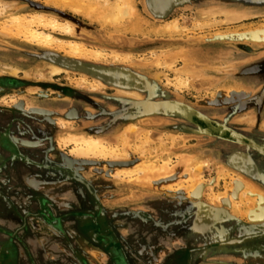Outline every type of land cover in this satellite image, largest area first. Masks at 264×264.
I'll use <instances>...</instances> for the list:
<instances>
[{
	"label": "rangeland",
	"instance_id": "374dc122",
	"mask_svg": "<svg viewBox=\"0 0 264 264\" xmlns=\"http://www.w3.org/2000/svg\"><path fill=\"white\" fill-rule=\"evenodd\" d=\"M1 1L6 4V10L0 15V21L11 14L32 12H42L68 21L72 26L68 39L105 52L132 56L127 63L90 62L129 66L149 80L150 90L136 92V95L103 84L101 89H90L84 87V84H79L80 87L75 82L80 77L89 81L95 79L55 64L50 59L55 54L67 56L29 45L0 31V114L6 111L31 119L33 117L35 120L36 117H31V114L36 113L52 127L54 139L59 142L69 134L92 135L100 137L104 143L118 145L123 152L121 157L83 158L71 154V146L61 148L56 145L61 155L65 156L58 160V165L63 169L61 171L73 178L85 179V182L75 179L78 184L96 193L104 178V187L109 192L114 188L123 190L118 193L120 204L116 207H108L109 202L115 199L113 196L104 198L107 221L118 216L129 218L130 212H141L138 209L130 210L129 206L136 207L137 204L141 206L145 203L146 198L139 197L137 201L135 196L140 193L139 190L147 189L153 191V195L148 198L149 203L160 201L159 195L162 194L165 202L175 209L179 207L192 211L196 205L201 204L228 209L231 207L230 201L249 199V202L245 200L244 205H238L240 212L241 209L249 211L251 223L258 220L259 214L264 215V8L259 11L255 10L257 8H246L247 12L252 13L251 16L237 22H225V11L241 13L246 10H242L237 4L197 0L193 6L176 8L167 18L157 19L148 12L144 0H136L140 30L131 31L126 25L116 30L114 27L101 26L98 22H89L67 9L46 5L42 0ZM173 19H178L186 27V34L164 37L151 32L159 23ZM192 20L214 22L210 27L200 28L193 26ZM51 66L63 70L50 76ZM176 75L186 76V88L179 90L174 87ZM14 82H21L23 86H7V83L14 85ZM63 88L78 92L87 101H78L79 104L77 100L69 99L63 93ZM186 106L202 116L206 115L239 129L248 143L221 136L213 137L210 133L202 132L203 130L199 134H187L179 130L177 125L184 121L176 113L184 110L193 115ZM134 108L136 109L133 110ZM107 110L113 116L110 124L104 125V121L98 120V116ZM123 110H132V113L116 123L114 114L120 112L119 115H123ZM68 113L73 115L66 116ZM2 134L0 133V168H11V162L19 161L32 166L36 158L47 160L50 156H43L29 133L8 129L5 141L1 138ZM143 135L147 136L141 147L151 148L152 151L151 154L141 156L130 148ZM121 138L127 141L123 146L119 144ZM228 141L235 144L233 147L243 148L241 153L235 151L229 155ZM163 146L166 148L163 149ZM65 151L69 152L64 154ZM170 158L175 159V162L167 165L168 167L161 165L163 159ZM117 161L135 163L133 168H142L149 162L156 168H146L147 171L145 169L136 177L118 179L112 174L124 168L116 167L114 163ZM255 161L261 163V174L253 178L250 171L254 168ZM191 172L196 185L190 195L170 188L182 183ZM173 176L177 180L171 182L165 179ZM225 184L228 185L226 188ZM209 189L219 191L223 196L218 200L210 199ZM237 189L239 196L234 199L233 194ZM94 200L97 205V199ZM92 210L94 208L86 213L91 221L93 215L97 214V210ZM168 252L165 253L162 264L171 262L167 258H171L172 253Z\"/></svg>",
	"mask_w": 264,
	"mask_h": 264
},
{
	"label": "crops",
	"instance_id": "0c3cea01",
	"mask_svg": "<svg viewBox=\"0 0 264 264\" xmlns=\"http://www.w3.org/2000/svg\"><path fill=\"white\" fill-rule=\"evenodd\" d=\"M11 164V168H0V264H118L114 249L106 248L111 241L120 245L119 253L128 264H162L165 253H159V248L182 244L170 234L171 230L175 234L172 227L157 229L132 216L107 225L100 215L89 220L86 213L92 208L93 212L105 211L106 196L115 198L108 207L120 204L118 193L123 190L109 192L104 178L96 194L61 172L38 169L24 161ZM139 191L136 199L147 200L141 206L129 207L146 212L153 191ZM159 196L158 202L163 203L165 196ZM42 212L51 216L47 218ZM106 227L109 236L104 232Z\"/></svg>",
	"mask_w": 264,
	"mask_h": 264
},
{
	"label": "flooded vegetation",
	"instance_id": "af4514ba",
	"mask_svg": "<svg viewBox=\"0 0 264 264\" xmlns=\"http://www.w3.org/2000/svg\"><path fill=\"white\" fill-rule=\"evenodd\" d=\"M7 84H9L7 85L9 87L23 86L21 82H14V85H10V83ZM62 91L65 96L69 97L71 100L74 99L82 103L87 101V98L83 95L69 88H63ZM109 93H111V91ZM78 103L80 104V102ZM135 109L136 108L133 110ZM119 113L120 112L114 114V121L116 123L128 117L132 113V110H123V115H119ZM176 114L184 121L182 124L177 125V128L183 130L187 134H199L201 130L208 128L203 120L198 119L184 110ZM72 115L73 114L68 113L66 116ZM32 116L36 117L35 120ZM112 116L113 115L107 110L103 114L100 113L98 120L104 121V125H109ZM31 117L32 119L23 117L17 113L13 114L3 111L0 114V133H3L1 136L3 141L6 139L5 132L8 129H15L23 134L29 133V135L34 138L33 140L36 146L42 151L43 156L50 155L47 157V160H43L41 157L36 158V161L33 162V164H35L34 167L38 169H48L50 172H61L66 178H73L70 174L62 172L63 169L58 165V163H60L58 160L65 156L61 155L60 151L57 149V147L60 146L57 144L58 141L54 139L55 132L52 127L36 113L31 114ZM202 117L212 123L217 122L242 137H245L237 128L218 122L206 115ZM209 131L213 137L221 136L220 132L216 129ZM221 137L227 138L225 135ZM227 145V153H229V155H232L235 151V153H241L243 150V148L239 146H237V148L233 147L232 145L235 144H232L230 141L227 142ZM68 152L65 151L64 154ZM260 169L261 163L255 161V166L250 171L251 176L253 178L259 176L261 174ZM75 179L81 178H73L74 181H76ZM90 190L91 189H89V191ZM238 213L240 215L236 214L232 207L227 209L211 204L196 205L192 211H187L186 209L182 210L179 207L175 209V207L172 208L170 204L166 203L164 200L163 203H149V205L147 204L146 206V212H130V216L134 219H138L140 222H149L150 225H153L157 229H170V227H172L175 230V234H172V230L170 234L173 238H178L183 245H164L159 248L160 250L158 249L160 251L159 253L162 254L168 251L174 254L170 258L171 262L169 264H264V215L259 214L258 220L251 223L248 218V211L245 212L244 209H242V212L239 211ZM97 215L98 217L100 215V219L105 222L106 225L108 222H115L117 219L122 220L125 218L118 216L112 221H107L106 211L101 210L93 215V221L97 220ZM104 232H107L108 236L111 234L108 227L105 228ZM116 245L117 246H115V244L113 245L111 241L108 246L106 245V248L114 249L116 257H119L118 264H128L125 256L119 253L121 249L120 245L117 242Z\"/></svg>",
	"mask_w": 264,
	"mask_h": 264
},
{
	"label": "bare ground",
	"instance_id": "6f19581e",
	"mask_svg": "<svg viewBox=\"0 0 264 264\" xmlns=\"http://www.w3.org/2000/svg\"><path fill=\"white\" fill-rule=\"evenodd\" d=\"M42 1L46 5L48 4L56 8L67 9L68 11L72 12L74 15H77V16L85 18L86 20H89V22H98L99 25L101 24V26L114 27V29L118 30L121 27H123V25H126V27L130 28L131 31L140 30L139 29L140 28L139 27L140 26L139 11L136 6L137 4L136 0H112V1H109V0H42ZM173 1L174 0H155L156 8L164 11L166 8L169 7V5H171ZM213 1H216V0H213ZM217 1L221 2L223 0H217ZM258 1L259 0H232V3L237 4V5L248 4V5H251V7L254 5V7L257 8L255 10L259 11L260 9L259 6L261 5L262 2L258 3ZM223 2L225 4L231 3L230 0H224ZM241 9L246 10V12L241 11V13H239L240 11L238 12V11H233V10L225 11V22H237L241 20L242 18H247L251 16L252 13L247 12L248 9L243 8V7H241ZM5 10H6V4L0 0V15H2L5 12ZM212 13H215V12H212ZM212 22L214 21L211 20V21L200 22L197 20H192L191 23L195 27L199 26L200 28H203L205 26L210 27V24H212ZM185 29L186 27L182 26L178 19H173V20L165 21L164 23H159L157 25V28L153 29L151 32L157 33L160 36H164V37H173L174 35L179 36V35L186 34L184 33ZM71 30H72V26L68 21L61 20L52 15H46L42 12H32V13H26V14H21V13L11 14L5 20L0 21V31L3 32L4 34L12 38L18 39L20 41H23L24 43H27L32 46L54 50L56 52L64 54L65 56L69 58L83 59V60H89V61H94V62H114V63H118V62L127 63L131 61L132 56L129 54H119L113 51L105 52V51H102V50H99L93 47L86 46L85 44L80 43L78 41L68 39L67 37H69V35L71 34ZM141 59L145 60L144 58H141ZM62 70L63 69L57 66H51L49 69V75L52 76V75L61 73ZM185 77L176 75V77H174L175 81H173L175 82L173 84L174 87L179 90L186 88L187 86H186ZM75 82L76 84L78 85L80 84L81 86L84 84V87H89L90 89H101L102 88V83L99 80L89 81L84 77H80ZM123 92H126L131 95L137 94L134 91H123ZM205 123L208 126L207 128L208 130L216 129L217 131H219L222 135H225L226 137H234L238 139L239 141H244V140L246 141L244 137L238 135L237 133H235L234 131H232L231 129L223 125H218V124L215 125V123H212L209 120H206ZM146 136L147 135H143L141 138L137 136L139 138L138 143L136 142L134 144L133 143L131 144L130 149H132L134 153H138L140 155L141 154L142 155L151 154V151H152L151 148L143 149L141 147V144L144 143V141L146 140ZM125 142L127 141L121 138L119 144L120 145L122 144L123 146L125 145L124 144ZM59 143H60L59 146H61V148H64L66 146H71L70 153L75 154L79 157H83V158L106 159V158L113 157V156L121 157V155L123 154V152L121 151L118 145L107 144L108 142L104 143V141H102L100 137L92 136V135L69 134L63 137L61 139V142ZM157 148H162V146H157ZM165 148L166 147L163 146V149ZM153 151H154V148H153ZM149 162L146 163L147 165H143L142 168H133V169L124 168L112 175L114 178H118V179L132 178L134 176L136 177L141 172H144L146 168L152 169V170L156 168L155 165L152 166V164L150 165L151 162L150 163ZM174 162H175V159H171V158L168 160L163 159L161 165L164 164L167 166ZM147 169L145 171H147ZM187 171H190V169ZM219 177L222 178L221 176ZM220 178L218 179L220 180ZM237 179L241 181L240 177H238ZM195 183L196 182H195L194 175L191 172L189 176H187V178L182 183L175 184L173 187H170V188L173 191H180L182 193H185V195H190L191 194L190 192L193 190L194 186L196 185ZM242 184H244V182ZM227 186L228 185L225 184L224 188H226ZM222 194L223 193H220L219 191L214 192L212 189L211 190L209 189L208 191V197L210 199L214 198L215 200H218L220 197L223 196ZM215 200H214V203H215ZM245 200L246 201L248 200L249 202V199H245ZM245 200H240V202H237L234 200L232 202L230 201L231 207L235 211V213L240 211L239 210L240 206L238 207V205L239 204L244 205L246 203ZM217 203H219V201ZM244 211H247V210H244Z\"/></svg>",
	"mask_w": 264,
	"mask_h": 264
},
{
	"label": "water",
	"instance_id": "95a60500",
	"mask_svg": "<svg viewBox=\"0 0 264 264\" xmlns=\"http://www.w3.org/2000/svg\"><path fill=\"white\" fill-rule=\"evenodd\" d=\"M196 1L197 0H174L171 3V5H169V7L166 8L164 11L156 8L155 0H144V4L148 12L153 17L157 19H164V18H167L174 9L179 8V7L193 6L194 5L193 3H195ZM230 1L231 3H228V4H234L232 3V0ZM258 3H261V5L264 6V0H259ZM261 5L259 7L264 8ZM239 6L243 8H251V5H248V4L239 5ZM252 8H255L254 5L252 6ZM50 59L55 64H58L64 68L79 71L87 76H91L93 79L99 80L103 85L110 87V88H116L121 91H134V92H144V91L150 90L148 78L145 77L143 74L137 72L136 70L132 69L129 66L113 65V64L104 65L100 63L90 62L87 60H79V59H73L69 57H61L56 54L51 55ZM186 108H188L195 117L206 122V119H204L200 114H198L193 108H190L189 106H186ZM202 132L210 133V131L207 129H204ZM220 135L222 136L221 133ZM227 138L233 141H239L238 139L234 137H227ZM241 142L248 143V140L246 141L244 140ZM114 164L116 167H119V168H133L135 163L117 161ZM165 179L173 182L177 180V177L173 176L172 178H165ZM165 179H162V180H165ZM238 192L239 190L237 189L236 193L233 194L234 199H238V196H239ZM41 215H44L47 218L51 216L49 212L48 213L42 212Z\"/></svg>",
	"mask_w": 264,
	"mask_h": 264
}]
</instances>
